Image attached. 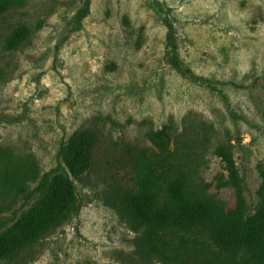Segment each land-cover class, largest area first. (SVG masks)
I'll return each mask as SVG.
<instances>
[{
  "label": "rangeland",
  "instance_id": "1",
  "mask_svg": "<svg viewBox=\"0 0 264 264\" xmlns=\"http://www.w3.org/2000/svg\"><path fill=\"white\" fill-rule=\"evenodd\" d=\"M11 37L22 38L18 49ZM164 127L186 135L180 155L204 160V191L231 211L239 194L216 154L228 147L255 210L264 0H0V264H139L136 233L97 176L75 183L68 219L54 208L34 220L38 192L63 172V144L95 135V174L127 183V146L158 156L149 136Z\"/></svg>",
  "mask_w": 264,
  "mask_h": 264
},
{
  "label": "trees",
  "instance_id": "2",
  "mask_svg": "<svg viewBox=\"0 0 264 264\" xmlns=\"http://www.w3.org/2000/svg\"><path fill=\"white\" fill-rule=\"evenodd\" d=\"M21 40L11 37L6 46L18 49ZM149 137L158 156L134 146H127V155H122V165L130 172L127 183L118 173L95 174L96 135L78 145L63 144L65 168L45 179L38 192L39 211L31 217L40 221L56 208V218H70L78 205L75 183L89 182L94 175L105 185L107 205L136 233L139 264H264V185L255 210L249 211L236 160L228 147L218 146L216 154L240 199L235 210L227 211L204 191V160L180 155L183 132L164 127ZM50 229L38 234L44 238Z\"/></svg>",
  "mask_w": 264,
  "mask_h": 264
}]
</instances>
